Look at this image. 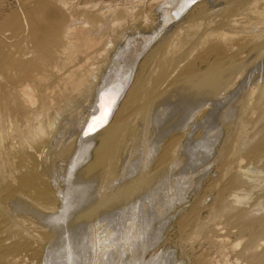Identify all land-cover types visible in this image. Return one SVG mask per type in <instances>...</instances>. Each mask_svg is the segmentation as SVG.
Listing matches in <instances>:
<instances>
[{"label": "bare ground", "instance_id": "obj_1", "mask_svg": "<svg viewBox=\"0 0 264 264\" xmlns=\"http://www.w3.org/2000/svg\"><path fill=\"white\" fill-rule=\"evenodd\" d=\"M211 1L218 6L209 9L207 4ZM13 7L10 16L2 18L0 23V264H30L28 260L34 259L38 250L44 249V256H47L55 241L56 231L52 225L55 211L62 209L70 199H66L64 183L56 181L60 176L58 172L43 168L49 158L45 148L55 149L63 144L59 155L69 154L66 160L63 159L67 163L68 179L79 185L83 182L93 184V199L83 203L81 208L79 206L80 210L65 224L67 228L146 191L150 194L141 196L139 209L156 200L160 206L156 209L163 211L170 207L172 194L168 200L167 196L163 198L159 194V190L153 191V184L158 188L161 176L160 172H155L170 168L186 131L183 130L182 135L172 134L161 146L155 171L142 167L136 175L120 183L113 178L118 173L117 162L128 147L126 142L136 115L140 113L148 118L157 101L168 100L169 85L175 86L172 94L190 100L217 99L223 97L240 77L233 80L232 69H243L247 63L264 65V0H13ZM153 7L155 17L150 15ZM139 20L142 23L138 24ZM172 24L173 30L167 32ZM140 28L144 30L141 32ZM110 52L104 71L106 75L99 77L97 61L103 56L107 59ZM244 52L246 54L242 55ZM197 60L200 67L196 65ZM137 63L141 73H137L121 99ZM94 85L96 91L91 94ZM76 97H83L85 101L91 97L93 111L82 113L80 117L76 114L79 119L76 116L74 119V112L68 115V121L60 123V117ZM239 107L236 118L239 134L230 144L236 165L220 164L226 180L221 185L216 183L217 190L208 205L207 219L187 217L186 211L178 218L179 225L184 227L191 220L199 221L194 225L192 238L197 234L206 240L203 246L210 244L211 248L213 244L210 259L205 263L204 257L196 258L195 255L193 264H242L238 261L242 254L248 255L249 264H264V255L258 256L251 243L234 253L233 262L223 259L227 250L234 252L241 245L242 239L233 242L230 248L228 238L221 237L223 230L219 232V228H213L215 234L208 237V229H205L207 220H221L220 223L238 226L241 230L249 221H256L264 231V216L255 218L250 215L252 210L242 207L249 192L245 185L252 187L256 178L264 182V123L252 135L247 128L250 115L264 120V83L260 79L242 94ZM71 127L73 131L69 130ZM144 127V131L149 130L147 123ZM144 135L148 137V134ZM184 148L191 151L189 146L183 145ZM188 154L191 166L198 162L195 156ZM245 158L257 164L242 165ZM186 165H189L188 161ZM187 188L179 186V198L184 197ZM132 241H127V249L132 246ZM77 244L72 246L76 248ZM104 248L107 250L108 247ZM108 258L106 256L104 260Z\"/></svg>", "mask_w": 264, "mask_h": 264}, {"label": "rangeland", "instance_id": "obj_2", "mask_svg": "<svg viewBox=\"0 0 264 264\" xmlns=\"http://www.w3.org/2000/svg\"><path fill=\"white\" fill-rule=\"evenodd\" d=\"M207 5L209 6V7L207 6L209 9L218 6L217 3H215V1L214 2L211 1L210 4L208 3ZM13 9H14L13 0H0V23H1L2 18L8 17V15L10 16V13ZM150 15L151 17L156 16L154 7L150 9ZM141 21L142 20H139L137 23L140 24L142 23ZM174 24L170 25L167 32H171L173 30ZM140 30L142 32L144 28H140ZM130 33L131 32H128L127 34H130ZM118 39H119L118 41L121 40L120 38ZM245 54L246 53L244 52L242 55H245ZM110 57H111V52L107 54V59H105L106 58L105 56L98 59L97 66L98 68L100 66L102 67V68L100 67L101 69L99 68L100 70L97 68L99 77L102 74L106 75V72L104 73L105 68H106V61H108ZM244 59L245 57H243V60ZM103 62H105V64ZM100 63L101 65L99 66ZM138 65L139 63H137L136 66L134 67L135 71L132 72V76H131L132 78L130 79L128 87H126L121 99L125 97V93L127 89L130 87V85L132 84V82L134 81L137 73L139 72L141 73V69L139 68ZM196 65L200 67L199 66L200 62H198V60L196 62ZM235 70L232 69V72L230 74V76H232V79L234 80L235 77L237 78V76L238 77L240 76V77L237 78L236 81H234V84L231 86L232 88L230 87L228 92H226L225 95L224 94L222 95L223 97H219L217 99L215 98L212 100H209V99L207 100L206 98L200 97V98H197L198 100L197 99L190 100L184 97L183 95H181L182 96L181 97L180 94L175 95L174 92L172 94V91L175 90L174 89L175 86L172 87L171 85H169L167 88L169 89L168 91H170L168 93V98H167L168 100L164 102L157 101V103L158 102L160 103H158V105L156 103V106L150 110L151 112L148 118L142 117L140 113L136 115L137 118L134 120V123L132 124L133 126H131L132 132L128 136V140L126 142L127 143L126 147L128 146L129 148L127 147L128 149L127 148L125 149V152L123 153L124 156H122V158L118 160L117 162V167H118L117 175L118 176L116 175L113 178L114 181L116 180L121 181L120 183H124V181L128 179L130 176L136 175L142 167H146L150 170L155 171L154 168L157 166V156H158L161 146L166 142L168 137L171 136L172 134L178 133V135H182V131L183 130L186 131V134L182 136L180 140L181 143L177 148V152H175L177 153V156L175 157L176 159L173 161L170 168H163V169L160 168L156 170L157 172H155V173L160 172L161 176L159 175L160 178L158 179V183L160 184H158V188L157 187L154 188L155 186L154 184H153V187L151 186L152 189H154L153 191L159 190L160 191V192L158 191L159 194L162 195L163 198L164 197L166 198L167 196L168 200H169V196L172 194V197H170V199L172 198L171 203L175 204V205H172L171 203L168 204V206L170 207H168L167 209L164 208L163 211L156 209L157 207H160L158 206L159 204L158 202H156V200H153L155 202H153L152 200L149 201V203L146 204V206L143 205L144 207H140L139 209L138 205L141 204L142 202L141 196H144V194L145 195L150 194L148 191H146L142 193L141 195L133 197L132 199L130 198L128 201H125V203H122L123 205L119 204L118 207L116 206L113 208H107V209L105 208V210L103 209L101 213H99L95 217L87 221L86 220L77 221L71 224L69 228H67L66 225L69 222V218H72L75 215V213L80 210L83 203H88L91 199H93L91 198L94 193L92 189L93 184L83 182L82 184L80 183L79 185V183L75 184L73 179H70V178L68 179L67 177L68 173L66 171L67 163L64 160H66V158L69 157V154L67 156H66V153L64 155L63 154L59 155L60 149L64 147L63 144L55 148L56 150L53 149L52 147L45 148L47 149L49 158L46 160L43 168L48 169L49 172L50 171L54 172L56 170L55 172H58V174L60 175L59 178H56L57 182L60 181L59 183H62V184L63 183L66 184L68 182L66 184L67 186L63 184L64 186L63 188H65L64 191L66 190V193H67V194L65 193L66 199L69 197L68 200L69 199L70 200L66 202L67 204L69 203L68 205L65 203L62 209L58 208V210L55 211L53 220L54 221L56 220L57 222H54V221L52 222V225L54 226L53 230L56 231L54 233L56 237H53L55 239L52 245L53 247L51 246L53 249L50 247V251L48 255L47 256L45 255L46 257L44 256V252H43L44 249L38 250V253L36 255L33 254L34 259L28 260L30 264H73V262L75 264L76 262L77 264H170V263L171 264H193V259L195 255H196V258L202 259L204 257L202 259L204 262L206 260H209L210 259L209 256L211 252L214 250L213 244L211 245L212 246L211 248L209 246L210 244L209 245L205 244L203 246V242L206 240L203 238H200L199 236H197V234L195 235L196 238H192L193 237L192 232L194 229V225L195 223L199 221L196 222V220L195 221L191 220L189 225L187 227H184V226L179 225L178 218L181 215V213H183V211L184 212L186 211L185 214L187 215V217L198 216L199 220L207 219V215H209L208 205L215 198V194L217 190L216 183L218 182V184L221 185V184H224L226 180L221 174L220 164L222 162H228L230 165H236V156L232 155V153L230 152L231 151L230 144L232 140L234 139V137L239 134L238 125H236L237 124L236 118L238 117V112L240 108L239 101L242 97V94L246 91V89L249 86L255 84L256 82L258 83L259 79H260V82L264 83V80H263L264 79V65L247 63L246 65H244L243 69L236 68ZM100 85L101 83L98 84V86ZM95 88H96V85L91 86V92H90L91 94L94 93V90L96 91ZM87 95L88 97L90 96V94H87ZM91 97L93 98V96ZM91 97H90V100H92ZM90 100L88 99L85 101L83 97L82 98L76 97L75 101H73V103L62 114V116L59 119V122L62 124L65 123L66 121H68V118H70L69 116H71V114L73 115L74 112L75 113L73 117L75 119L76 114H78L77 116L80 117L82 113H87L89 110L93 111V108L92 107L90 108V105H91ZM203 100H206V102H203ZM87 101L90 103L88 104ZM185 102L188 108L187 106L185 107L186 105L184 104ZM189 104L192 105L191 108L189 107ZM176 105L177 106L179 105V106L177 107ZM76 109H78L79 111ZM79 117L77 118L79 119ZM139 117L141 118L140 120H139ZM74 121H75L74 123H76V120ZM247 122H248L247 123L248 132H250V134L252 135L255 133V131H257L262 126V124L264 123V120L261 121V119H259L256 115H253V116L250 115ZM146 123L149 129L147 131L149 132L144 131V128H145L144 126L146 125ZM69 130L73 131L72 127ZM168 130L170 133L168 132ZM144 134H148V137L147 135H144ZM71 139L72 138L68 139V141ZM62 143H65V140H62ZM195 144H197L200 147V149ZM183 145L189 146V150L191 151H188V152L191 153V155L195 156L194 158L198 159V162L192 164V166L194 167L191 166L192 162H190V157H187V155L189 156V154L186 148H184L183 150ZM191 146H193L194 151L192 150ZM210 146L212 149L210 148ZM198 152H201V153L198 154ZM204 154L206 155V157ZM187 158H189V160H187ZM187 161L189 162L188 166L186 165ZM254 162L255 161L250 162L248 159L245 158L242 165H245V164L249 165L250 163V166H255L257 163L256 162L254 163ZM191 167H192V170H191ZM172 178H174L176 181ZM177 179L179 182L177 181ZM173 180L176 182V184H174ZM255 180H256L255 181L256 183L252 180L253 181L252 187L251 185H249L250 187L248 185H245L249 189L247 190V188L245 187L246 191H249V192H247V196L242 201V207L246 208V210L248 211L252 210L250 212L251 213L250 215L254 216L255 218H259V217L264 216V197H263L264 182L263 180L261 181L260 178L259 179L256 178ZM70 182L72 184H70ZM163 182L167 184L165 185L163 184ZM257 182H259V185ZM86 183L87 185H84ZM62 184L60 186H62ZM68 184L70 185L71 188L68 187L69 186ZM254 184H257V185H254ZM160 185L162 186L160 187ZM171 185L173 187L174 185L175 186L177 185L176 186L177 188L175 187L172 188ZM179 186L182 187V189H186L187 187L189 188V189L187 188L188 189L187 192L184 191V193L186 194L184 195V197H182V199L179 198L180 196ZM67 188L69 191H67ZM74 188H76L77 191ZM164 189L166 190L164 191ZM177 189L179 191H177ZM72 192L74 193L72 194ZM72 198L75 200H73ZM71 199H72V202H71ZM149 205L151 206L152 209L150 208ZM192 207H195L194 208L195 210L193 212L190 211ZM253 208L259 209V210L254 211ZM71 209L74 212L71 211ZM60 210L63 211L62 212L63 214L61 213ZM138 211H140L142 214ZM71 213H74V214H71ZM58 214L62 218L57 216ZM63 222H66V223H63ZM220 222L222 221L221 220L220 221L219 220H215V221L207 220V223H206L207 228L205 229L206 230L208 229V237L213 236L215 234V232H213V228H219L220 229L219 232H221L222 230L224 231L220 233L221 237L226 238V239L228 238L227 242L230 245L229 246L230 248L233 246V242L242 239L241 245L236 247V249H234V252H231V249L227 250V256L224 257L223 259L226 258L230 262H233L234 253L240 252L242 248L244 247V245L248 243L252 244L253 246L252 250L258 256L264 255V231L260 227L259 222L249 221L246 227H241L242 230L238 226L231 227L225 224L224 222L223 223H220ZM53 223H55V225ZM65 228H67V230H65ZM128 238H130L131 241L133 240L132 242L134 244L131 242L132 246L128 247L127 249V241H130ZM98 242H101V244H103L105 248L108 247L107 250H103L104 248L103 245H101L102 246L101 248V246L99 245L100 243L98 244ZM124 242L126 245H124ZM76 243H78L76 247V248L79 247L78 249L72 246ZM69 251L71 252L69 253ZM109 252H111L112 255H110ZM70 254L72 255L71 258H70ZM106 256H108L109 257L108 259L110 260L107 259L105 261L104 258ZM247 256L248 255L246 254H242L238 260L239 263L249 264Z\"/></svg>", "mask_w": 264, "mask_h": 264}, {"label": "snow or ice", "instance_id": "obj_3", "mask_svg": "<svg viewBox=\"0 0 264 264\" xmlns=\"http://www.w3.org/2000/svg\"><path fill=\"white\" fill-rule=\"evenodd\" d=\"M90 127H92V126L90 125Z\"/></svg>", "mask_w": 264, "mask_h": 264}]
</instances>
